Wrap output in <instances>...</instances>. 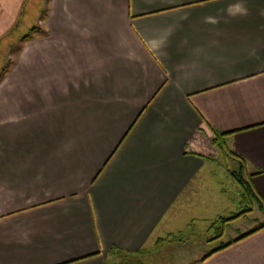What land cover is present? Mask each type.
I'll return each instance as SVG.
<instances>
[{"label":"crops","instance_id":"obj_1","mask_svg":"<svg viewBox=\"0 0 264 264\" xmlns=\"http://www.w3.org/2000/svg\"><path fill=\"white\" fill-rule=\"evenodd\" d=\"M31 1L0 0V264H264V227L186 248L237 214L223 161L264 214V0Z\"/></svg>","mask_w":264,"mask_h":264},{"label":"rangeland","instance_id":"obj_2","mask_svg":"<svg viewBox=\"0 0 264 264\" xmlns=\"http://www.w3.org/2000/svg\"><path fill=\"white\" fill-rule=\"evenodd\" d=\"M35 1L39 0H32L31 2L34 3ZM41 2H44L41 0ZM46 2V0H45ZM40 7V6H39ZM38 21L36 20L35 13H31L28 15L23 21L18 22L17 28L13 30L12 38L10 39V45L8 47V50L10 49L13 53L12 59L15 60L17 59L19 50H20V38L27 35L31 34L33 31V27L36 26ZM18 29V30H17ZM17 30V31H16ZM9 41V40H7ZM9 44V43H8ZM8 52V51H7ZM0 56V76L4 75L3 70H1V66L3 65V59ZM2 71V73H1ZM223 155V154H221ZM220 171L217 170V175L212 181V190L217 191L219 188H225L227 190V194L222 195L219 192V196L215 193L214 197L216 198L214 200V197L211 198L212 203L210 204L211 209L206 210V217H210V214L212 212L214 213H219V212H225L227 215L230 212L234 213H239L243 210H245L246 206L254 208L253 212L248 213L247 216H244L242 218H238L232 222V224H227L224 228L225 236H223L221 239L216 240V243H208L206 242H201V240L198 239H193L189 241V245L186 246L188 249V255L191 257L194 254L200 253L201 251L203 253H207L213 248L219 246L221 243H226V241L230 240L231 238H235L239 235H241L243 232L246 230L248 231L249 229H254L256 226H259L260 224L264 223V214L261 213V209L258 208L257 203L254 202L249 206V204H241V193L244 192L243 188L241 185L232 177L231 172H238L239 171V166L234 163L233 161H223L221 162L220 166ZM209 198V197H208ZM214 232V233H213ZM213 232L210 231H204V237L207 235H212L215 236L216 231L213 230ZM170 253H175L176 247L174 246L173 249H169ZM158 263V262H156ZM165 264H171V261H166Z\"/></svg>","mask_w":264,"mask_h":264},{"label":"trees","instance_id":"obj_3","mask_svg":"<svg viewBox=\"0 0 264 264\" xmlns=\"http://www.w3.org/2000/svg\"><path fill=\"white\" fill-rule=\"evenodd\" d=\"M38 28L37 27H34L32 29L33 32H35ZM15 30V28H14ZM31 38V35H26L23 39L26 40V39H30ZM5 72V69H3V73ZM3 76L1 75L0 76V82L2 80ZM230 133H221V132H218V131H215L214 132V138H213V143L218 145L222 150L225 149V146H226V143H225V139L226 137L229 135ZM245 165H242L241 164V167H240V170L238 172H231V175L232 177H234V179L241 185V187L243 188V191H244V200L247 202V204H249L251 206L252 203L256 202L258 203V208L261 209V204H260V199L258 197V195L256 194L254 188L252 187L251 183H250V180L246 179L244 177V172H245ZM253 209L252 208H247L246 210H243L242 212L240 213H237L235 214L234 216L232 217H221L218 221L220 223V226L218 228H216V235L214 238L208 240V242H212V241H215V240H218V239H221L223 237V233H224V228L227 224H229L230 222L240 218V217H243V216H246L248 215V213L252 212ZM218 222L214 223L213 224V227H216ZM264 227V223L261 224V226L258 228V229H255V230H252L250 232H247L246 234L244 235H241L233 240H231L230 242H227V243H222L220 244L217 248H215L214 250H212L210 253L207 254V256L211 255L212 253H215L216 251H219L221 249H224L226 247H228L229 245L235 243V242H238L239 240L253 234L254 232L258 231L259 229L263 228ZM206 256V257H207ZM120 264H141V263H132L130 261H126V260H123Z\"/></svg>","mask_w":264,"mask_h":264}]
</instances>
